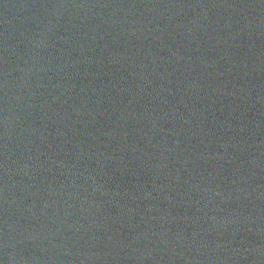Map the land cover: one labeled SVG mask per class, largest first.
I'll return each mask as SVG.
<instances>
[{"label": "water", "instance_id": "1", "mask_svg": "<svg viewBox=\"0 0 264 264\" xmlns=\"http://www.w3.org/2000/svg\"><path fill=\"white\" fill-rule=\"evenodd\" d=\"M0 264H264V0H0Z\"/></svg>", "mask_w": 264, "mask_h": 264}]
</instances>
